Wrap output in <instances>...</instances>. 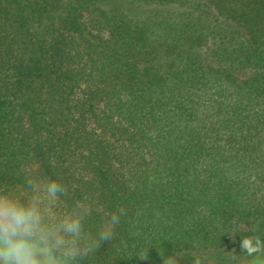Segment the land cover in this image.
I'll return each instance as SVG.
<instances>
[{"label": "trees", "instance_id": "trees-1", "mask_svg": "<svg viewBox=\"0 0 264 264\" xmlns=\"http://www.w3.org/2000/svg\"><path fill=\"white\" fill-rule=\"evenodd\" d=\"M27 174L94 236L126 209L78 264L241 262L264 239V0H0V190Z\"/></svg>", "mask_w": 264, "mask_h": 264}, {"label": "clouds", "instance_id": "clouds-1", "mask_svg": "<svg viewBox=\"0 0 264 264\" xmlns=\"http://www.w3.org/2000/svg\"><path fill=\"white\" fill-rule=\"evenodd\" d=\"M23 195L0 190V264H78L97 252L101 242L111 241L116 226L126 215L121 207L111 213L94 236L85 230L90 208L81 202L68 211L57 212L68 196L67 188L48 176L27 174ZM254 231H261L259 224ZM241 264H264V239L260 235L242 237ZM147 259L148 252L137 253ZM163 264H178L179 254L164 255ZM247 258H252L250 261ZM191 264H203L197 248Z\"/></svg>", "mask_w": 264, "mask_h": 264}, {"label": "rangeland", "instance_id": "rangeland-1", "mask_svg": "<svg viewBox=\"0 0 264 264\" xmlns=\"http://www.w3.org/2000/svg\"><path fill=\"white\" fill-rule=\"evenodd\" d=\"M203 257V256H202ZM225 258V260L223 259ZM222 259L218 258L217 256H215L214 254L208 255V256H204L203 257V264H241V262L235 263L233 261H231L229 257H223ZM252 258H248V260L250 261ZM191 260H192V256H185L182 257L178 264H191Z\"/></svg>", "mask_w": 264, "mask_h": 264}]
</instances>
